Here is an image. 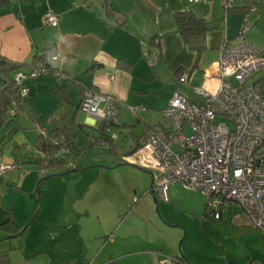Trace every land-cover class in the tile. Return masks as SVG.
Here are the masks:
<instances>
[{"label": "rangeland", "instance_id": "rangeland-1", "mask_svg": "<svg viewBox=\"0 0 264 264\" xmlns=\"http://www.w3.org/2000/svg\"><path fill=\"white\" fill-rule=\"evenodd\" d=\"M253 13H241L246 30L240 34V25L236 38H244L264 54V20L256 26L248 17ZM51 63L61 69L58 62ZM28 81L30 103L0 129V157L14 161L15 166L0 180V194L4 202H12L14 220L24 229L21 234L0 230V260L8 258L4 264H69L77 256L96 260L90 264H147L140 253L116 258L115 252L135 248L114 247L121 241L146 246L150 252L158 247L161 260L169 255L164 252L180 255L184 251L191 264H264V235L237 204L209 206L218 213L214 219L212 213L205 215V197L180 182L169 184V201L164 202L150 192L155 173L121 158L130 145L129 139L124 140L125 131H118L112 151L87 143L72 120L75 116L82 122L86 117L76 106L73 84L67 85L71 97L67 107L58 104L54 94L59 82L56 74H38ZM168 90L160 91L159 105L164 106ZM130 113L128 119L134 117ZM223 121V116L214 119ZM55 127L66 128L79 147L77 155L61 153L74 171L61 173V168H39L36 163L45 158L36 147L41 128L47 132ZM111 127L113 132L119 129ZM146 233L150 245L144 244ZM111 237L121 239L107 244Z\"/></svg>", "mask_w": 264, "mask_h": 264}, {"label": "crops", "instance_id": "crops-1", "mask_svg": "<svg viewBox=\"0 0 264 264\" xmlns=\"http://www.w3.org/2000/svg\"><path fill=\"white\" fill-rule=\"evenodd\" d=\"M254 1L237 0L234 9L225 13L223 0H198L191 3L187 0H10L0 9V57L28 63L36 52L41 53L52 43L55 52L63 55L61 59H51V62H58L61 68L57 69L59 82L55 89L66 86L68 106H71L68 84L74 85L72 95L78 97V103L84 88L111 94L116 98L119 129L115 128L114 132L117 134L118 131H125L124 140L129 139L130 144L121 155L122 158L130 154L131 148L140 141L147 129L158 127L161 111L173 91L178 90L192 100L199 99L193 88L202 84L205 73L214 70L213 63L223 43L236 39L237 29L243 25L241 13H249L246 4ZM262 3L260 5H264ZM184 10L193 12L212 26L205 33V48L195 68L196 52L184 44L174 21V14ZM47 11L58 16L57 26L44 24ZM251 15L249 19L253 18V24L257 26L258 20H264V9L258 6L255 14ZM119 60L124 61V64L119 63ZM187 70L190 72L186 83L177 82L179 75ZM69 76L73 79L67 78ZM25 81L28 88V78ZM165 87L169 90L164 98V106H161L159 93ZM29 94L28 89L27 96ZM130 106H138L139 110L132 112L134 117L128 119L131 115ZM119 116H122V120ZM72 120L81 132L83 129L90 135L99 134V124L87 114L82 122L76 121L75 116ZM115 145L113 140L112 147L108 144L104 146L112 151ZM9 216L16 226L21 227L14 220L12 202H4L3 194H0V223ZM105 237L108 239L110 236ZM120 239L113 240L111 237L107 244L114 245ZM144 244L150 245L148 233ZM114 247H135L115 252L116 258L140 253L147 264H161V249L158 250V247L150 252L146 246L124 245L122 241ZM164 253L188 257L184 251L180 255ZM77 258L69 264H86L92 260L96 262L90 258ZM7 260H0V264Z\"/></svg>", "mask_w": 264, "mask_h": 264}, {"label": "built area", "instance_id": "built-area-1", "mask_svg": "<svg viewBox=\"0 0 264 264\" xmlns=\"http://www.w3.org/2000/svg\"><path fill=\"white\" fill-rule=\"evenodd\" d=\"M236 1L223 0L225 13L234 8ZM262 2H250L248 11H255ZM43 22L55 27L58 16L47 11ZM245 30L242 25L240 34ZM61 58V53L52 56L54 60ZM213 67L212 72L204 74L202 84L193 88L199 99L173 91L161 111L158 127L147 129L139 147L123 159L155 173L153 186L164 202L169 201V184L180 182L187 189L199 191L208 204L212 203L209 206L223 200L237 204L264 235V54L238 37L223 43ZM42 73L46 74L44 67L17 71L14 79L20 84ZM188 75V71L183 72L179 82L186 83ZM255 75L258 76L254 79ZM27 94L28 89L23 86L21 95ZM80 109L96 124L109 122L105 132L111 139L116 138L110 129L117 126L119 111L113 95L84 88ZM129 109L136 113L139 107ZM216 116H223L226 121L215 123ZM40 133L44 134L45 129L41 128ZM97 144L106 145L107 141L101 137ZM14 168V162L0 158V178ZM214 197L216 201H212ZM161 264L178 261L164 255Z\"/></svg>", "mask_w": 264, "mask_h": 264}, {"label": "trees", "instance_id": "trees-1", "mask_svg": "<svg viewBox=\"0 0 264 264\" xmlns=\"http://www.w3.org/2000/svg\"><path fill=\"white\" fill-rule=\"evenodd\" d=\"M9 2L10 0H0V9L3 6L7 5ZM174 21L184 44H186L190 49L196 52V58L193 64V68H195L197 67L199 56L205 48V33L207 32V30L211 29L212 26L203 18L195 16L194 13L189 10L176 12L174 14ZM55 54V49L51 43L47 45V47H45L41 53L36 52L33 55L31 61L28 63L16 62L5 57H0V129L4 126H8L14 119L19 116L20 111L24 110V105L30 103L27 95H21V88L23 86L27 87V83L26 81L20 84L17 83L14 79L15 73L17 71L28 72L31 69L44 67L46 69V74H57L58 70L54 68V66L51 64L52 56ZM123 62L124 61L119 60V63ZM187 71L190 72L189 70ZM67 78L72 77L69 76ZM54 94L56 95V97H58V104L68 106L69 95L67 93L66 86L57 87L54 90ZM78 108L80 109V101L78 103ZM109 125V122H100L99 126H97V131L99 132V134L97 135H90L87 131L83 129L81 130L85 137V140L90 146L98 145L97 142L99 138L102 137L107 141V144L112 147L114 139H111L109 135H107L108 133L105 132ZM78 126L80 127L81 124H78ZM105 135L106 137H104ZM139 145L140 141L136 142L135 145L129 151V153L135 151L139 147ZM36 147L39 151L45 154L44 160L42 159L36 162L38 167L61 168V173H66L71 170L72 164H68V162L64 160L61 154L55 156L54 153L61 150L75 155L79 153L78 145L69 136V133L66 131V128L63 127H55V129H50L44 134L39 133L36 141ZM40 183L41 181L38 184ZM223 202L231 203V201L223 200L219 202V206L223 205ZM210 213H212V217L214 219H217L215 217L217 211L209 207L208 201L206 200L205 215L209 216ZM0 228H3L5 230H11L12 234H21L24 232L23 227H18L14 224L11 216H9L5 221L0 223ZM172 257L177 259L178 264H191L184 257V255H181L179 257Z\"/></svg>", "mask_w": 264, "mask_h": 264}, {"label": "water", "instance_id": "water-1", "mask_svg": "<svg viewBox=\"0 0 264 264\" xmlns=\"http://www.w3.org/2000/svg\"><path fill=\"white\" fill-rule=\"evenodd\" d=\"M75 169H72V171H74ZM38 193H40V190L38 189L37 190ZM150 192L154 195H156V192H155V189H154V186H153V181H151V185H150ZM154 201H155V198H154Z\"/></svg>", "mask_w": 264, "mask_h": 264}, {"label": "bare ground", "instance_id": "bare-ground-1", "mask_svg": "<svg viewBox=\"0 0 264 264\" xmlns=\"http://www.w3.org/2000/svg\"><path fill=\"white\" fill-rule=\"evenodd\" d=\"M246 14H247V13H246ZM246 14H245V15H246Z\"/></svg>", "mask_w": 264, "mask_h": 264}]
</instances>
